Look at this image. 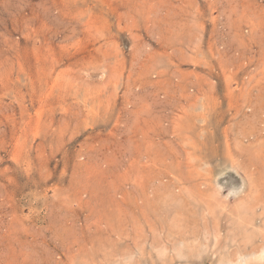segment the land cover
I'll list each match as a JSON object with an SVG mask.
<instances>
[{
    "label": "rangeland",
    "instance_id": "1",
    "mask_svg": "<svg viewBox=\"0 0 264 264\" xmlns=\"http://www.w3.org/2000/svg\"><path fill=\"white\" fill-rule=\"evenodd\" d=\"M263 249L264 0H0V264Z\"/></svg>",
    "mask_w": 264,
    "mask_h": 264
},
{
    "label": "bare ground",
    "instance_id": "2",
    "mask_svg": "<svg viewBox=\"0 0 264 264\" xmlns=\"http://www.w3.org/2000/svg\"><path fill=\"white\" fill-rule=\"evenodd\" d=\"M255 198V197H254ZM258 249V248H257ZM264 250V249H263ZM258 256H261L260 258H263L264 257V251L263 252H261L260 254L258 253ZM258 256H257V258H258ZM260 258L258 259V260H260ZM264 260V259H263ZM263 262V261H262Z\"/></svg>",
    "mask_w": 264,
    "mask_h": 264
}]
</instances>
